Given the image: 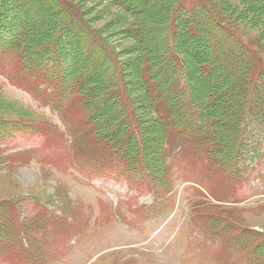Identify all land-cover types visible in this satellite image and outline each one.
Masks as SVG:
<instances>
[{"label": "rangeland", "instance_id": "obj_1", "mask_svg": "<svg viewBox=\"0 0 264 264\" xmlns=\"http://www.w3.org/2000/svg\"><path fill=\"white\" fill-rule=\"evenodd\" d=\"M204 1L208 3L209 11H206L214 12L231 28V32L252 48L260 62L264 63L263 0ZM46 2V9L50 8L51 11L66 8L73 13L77 12L84 24L104 44L113 49L122 68L126 92L128 91L130 94L127 92L128 96L133 98L132 104L143 113L149 105L143 103V93L138 87L140 80V73L136 69L139 61L136 53L139 51L138 41L131 37L130 31L128 32L130 28L125 25L129 23L126 19L130 21L134 19H130L109 0H56L57 7L50 5L49 0ZM178 2L179 0H171L168 6L167 1L161 6L159 4L154 7L147 6L148 22L142 24V27L148 48L164 53L161 50L164 49L165 37L170 31L172 18L175 19L174 13ZM180 41L184 42L182 48L184 51L188 45L196 55L202 54L199 44L194 39L180 36ZM226 53L229 60L237 63L240 69H245L239 62L242 57L240 54L232 58V53L227 51ZM184 55L188 65L193 67L190 58L192 55L187 51ZM109 67L110 65L107 66ZM15 69L19 80L27 82L24 81L27 73L19 69L17 54L11 57L0 56V115L11 116L16 120V124L23 121L32 123L30 120L51 121L59 126L58 129H62L63 118L61 120L51 107L44 104L47 89L56 87L58 83L49 85L36 78L28 81L30 85L14 81L20 86H25L17 88L8 79V76L16 79L13 76ZM103 75L104 73L99 76ZM194 75L193 72L191 78H194ZM202 82L208 83L207 80ZM71 98L72 100H64L65 105L74 101L75 97ZM149 120L151 117L147 115L145 121ZM156 133H159L158 129L150 132L152 136ZM180 138H174L172 146L178 157L173 159L174 167L171 164L169 171L172 180L171 190L158 197L153 190V184L144 175L145 178L141 181L143 185L134 180L131 186L116 168L100 169V172L106 174L96 177L75 172L69 154L59 156L61 152H57L58 156L53 162L52 152L43 149L44 138L33 131L6 140L2 148L10 159L5 157V164L0 168V203L16 214L14 220L16 228L24 232L26 237H31L32 243L28 242L29 244L25 245L23 240L19 246H13L10 242L0 244V264H84L85 259H82L84 255L94 258L100 255L103 249L107 250L105 251L107 256L101 254L98 260H103L104 264H264L263 258L256 262L248 261L246 250H240L255 247L260 234L264 233V146L261 149V160L248 164L244 170L247 171L246 175L249 174V180L245 184L234 186L235 176L225 177L216 170L204 177L202 189L196 185L185 184V180L195 181L198 177L202 179L200 173H206L207 168L201 160L200 153L193 160L187 158L188 152L180 143ZM47 144L51 148L56 141L50 139ZM78 164L82 166L81 163ZM202 192L210 204L195 206L196 208H193L195 218L192 220L188 215L189 206L195 198L203 194ZM210 192L225 203L218 204L219 202L215 200L217 198ZM112 204L121 208L128 223L131 225L138 223V226H142L143 236L126 233L121 226L118 227L113 222L106 224L110 235L108 245L103 246L101 239L90 235L82 238L75 236L79 231H83L79 223L83 215L92 216V221L108 222V219L111 221ZM171 207L173 209H170ZM36 210L42 214L31 222L30 213H37ZM147 210L152 211L155 217L162 214L160 224L171 215L175 214V217L167 224L164 233H158V229L153 230V227L160 217L153 224H149L146 222L149 217L141 218L140 214L133 213ZM166 210H169L167 214H163ZM25 213L28 216L27 226L20 225ZM52 219L60 225L52 222ZM45 224L47 234L42 238L44 235H40L38 230ZM232 226L252 231L249 236L251 239L253 237L254 243L251 242L253 245L249 244L251 241L249 239L240 248L229 246V241L236 233L218 238V231ZM106 227L98 225L93 231L100 237L106 233ZM14 228L12 225L5 230L0 235L2 239L11 234ZM73 236L75 242L72 240ZM40 242L41 251L36 253L34 246L37 247Z\"/></svg>", "mask_w": 264, "mask_h": 264}, {"label": "trees", "instance_id": "obj_2", "mask_svg": "<svg viewBox=\"0 0 264 264\" xmlns=\"http://www.w3.org/2000/svg\"><path fill=\"white\" fill-rule=\"evenodd\" d=\"M46 1L0 0V36L11 37L0 41L1 46L19 56L21 68L27 72L24 81L57 79L60 93L67 99L75 97L70 107L88 118L84 125L93 130L100 144H106L111 152L122 153L119 157L126 163H143L148 172L163 182L158 174L167 159V127L163 122L184 118V123L173 124L187 125L214 164L226 167L240 161L247 148L239 129L250 117L264 119V92L256 76L258 62H242L245 71L229 60L225 51L229 38L235 35L214 12V20L211 12H205L206 1L198 0L190 9H179V0L161 54L160 50L148 48L142 24L148 22L147 6H161L165 1L168 6L171 0H109L134 19H126L129 23L125 25L138 41V87L143 103L149 105L143 113L126 92L122 68L113 49L84 24L77 12L66 8L51 11L45 7ZM49 1L58 6L56 0ZM215 20L217 25L212 24ZM179 33L181 38L194 39L201 48L202 54L196 55L188 45L185 47L192 55L193 67L186 62ZM181 56L185 67L181 65ZM182 80L184 86L179 87ZM206 80L208 83L202 82ZM146 114L151 120L145 121ZM11 118L0 115L2 141L10 133ZM154 128L159 133L152 136ZM5 219L8 220L0 213V235L10 228L11 222Z\"/></svg>", "mask_w": 264, "mask_h": 264}, {"label": "bare ground", "instance_id": "obj_3", "mask_svg": "<svg viewBox=\"0 0 264 264\" xmlns=\"http://www.w3.org/2000/svg\"><path fill=\"white\" fill-rule=\"evenodd\" d=\"M155 29H157V28H155ZM156 32V31H155ZM154 33V32H153Z\"/></svg>", "mask_w": 264, "mask_h": 264}]
</instances>
